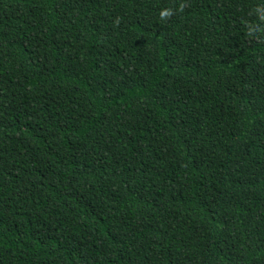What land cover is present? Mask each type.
Here are the masks:
<instances>
[{"label": "trees", "instance_id": "1", "mask_svg": "<svg viewBox=\"0 0 264 264\" xmlns=\"http://www.w3.org/2000/svg\"><path fill=\"white\" fill-rule=\"evenodd\" d=\"M0 264H264V0H0Z\"/></svg>", "mask_w": 264, "mask_h": 264}]
</instances>
